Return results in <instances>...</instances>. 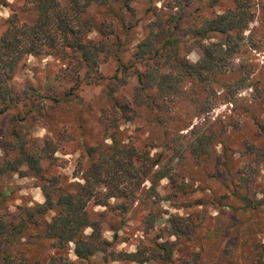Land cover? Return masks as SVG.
<instances>
[{"label": "trees", "instance_id": "1", "mask_svg": "<svg viewBox=\"0 0 264 264\" xmlns=\"http://www.w3.org/2000/svg\"><path fill=\"white\" fill-rule=\"evenodd\" d=\"M0 1L6 4V1ZM118 1L121 2L117 6ZM234 2L232 7L215 15L204 16L197 24L187 26L199 42L206 39L209 32L220 36L217 41L201 42V53L195 61L177 51L178 43L182 40L176 34L175 28L180 24L177 15L172 24L171 18L161 22L158 17L153 21L147 33L135 44L134 58L124 59L121 52L126 48L127 38L124 34L129 27L128 23H124V9H130L127 0H21L19 4H11L9 13L2 19L3 27L0 30V114L9 108H16L9 117L8 133L0 142L3 152L0 173H32L38 176L44 200L18 205L15 211L0 212V264H27V253L16 245L36 243L48 244L51 251L44 258H34L31 264H77L92 256L103 261L199 264L206 239L221 237L231 223L216 227L209 225L208 217L201 208L185 215L170 212L159 221L162 215L156 212L154 205H150L141 224H145L146 232L158 223L157 231L151 239L140 242L132 251H128L113 246L117 235L116 226L113 225L115 222L104 214L111 211L120 218L127 213L133 201L148 206L156 204L151 197L158 194L156 185L163 176L170 180L165 198L173 202V206L176 205L181 195L188 192V185L179 180V167L169 165L171 157H189L197 165L199 159L208 157L212 144H225L222 134L230 121L222 118L219 120L220 128L216 129L210 124L204 127L205 121L194 122L193 119L211 111L218 99L228 101L232 96L229 89L216 94L213 85L224 87L227 84L222 77L226 72L224 59L238 51L237 40L252 20L249 0ZM93 29L98 33L95 38L87 35ZM110 53L116 60L114 72L105 76V94L110 103L99 114L98 121L102 123V128L96 141L89 143L84 138L81 140L83 148L78 161L80 181L67 183L57 173L45 174L41 162H49L57 141L48 132L33 137L30 133L31 121L39 120L46 125L53 122L49 118L48 107L78 102L75 90L80 80L90 82L103 77L98 69L99 62L104 54ZM30 54L58 57L63 64L59 78L71 84L67 83L59 91L52 88L41 90L33 84L16 90L10 80L12 72L18 62ZM138 63L145 68L141 70ZM132 68L135 83L130 88L129 96L120 100L115 90L118 84L125 83V78H121L119 73H128ZM180 80L188 82L187 100L192 109L185 105L183 115L177 117L169 105L182 97V90L177 87ZM252 96L264 107V95L255 93ZM133 106L152 112L153 121L166 136L160 145L161 150L151 153L148 143L139 146L118 137V118H131L135 114ZM108 109H111L112 115L107 112ZM191 123L193 125L187 130L186 144L173 143V137H184L180 131ZM254 123L261 133L263 124L258 121ZM106 137L109 141L105 140ZM226 147L224 145L221 151V164L226 158ZM164 150L170 154L165 157L163 152L167 159L162 163ZM259 150L264 153V148ZM251 162H254L253 158L249 160ZM242 173L238 175L240 181L236 184L244 190L247 176L241 179ZM146 180L150 182L147 187L143 185ZM243 192L238 188L218 196L197 194L194 202L208 206L232 205L227 199L233 197L239 202L235 207L241 210L264 206V194L251 197L247 189ZM90 202L101 204L104 209L94 211L88 207ZM107 223V228L112 231L111 238L102 233ZM85 228L88 231H84ZM186 242L197 243L200 249L192 246L181 255L187 249ZM69 244L75 259L68 255ZM251 247L262 253L255 245Z\"/></svg>", "mask_w": 264, "mask_h": 264}, {"label": "rangeland", "instance_id": "2", "mask_svg": "<svg viewBox=\"0 0 264 264\" xmlns=\"http://www.w3.org/2000/svg\"><path fill=\"white\" fill-rule=\"evenodd\" d=\"M3 5L0 1V30L3 27L2 19L9 13L11 4H19L21 0H4ZM130 9H124L125 22L129 27L124 34L126 39V48L122 56L134 58L133 52L135 44L142 39L147 33L149 26L153 21L161 18H171L170 24L173 23L174 17L178 16L176 34L182 38L178 43L177 51L184 54L188 59L195 61L201 53V42L212 40L217 41L219 35L209 32L208 37L198 41L196 36L187 29L188 25L197 24L204 16H211L222 12L226 8L232 7L235 0H188L189 2L178 0H127ZM121 1L116 2L117 6ZM125 2V0H123ZM181 5H178V4ZM249 10L252 12V20L248 23V28L242 32V37L237 40L238 51L228 55L224 59L226 72L222 75L226 79V85L220 87V84H214L216 94L223 89L231 90L232 96L229 100L218 99L214 108L200 117H195L194 122L205 121L204 127L212 125L216 129L220 128V121L225 119L226 131L223 132L224 143L215 142L209 147L210 153L205 159H199V164H194L193 159L185 157L180 159L172 156L169 165L181 170V178L188 185V192L182 194L180 202L176 205L165 198L167 187L170 180L163 176L156 185L157 195L151 197L156 204H142L133 201L130 204L125 215L119 218L111 211L104 215L112 219L113 225L116 226V237L113 246L117 249L132 251L140 242H146L151 239L157 231L158 223H155L150 230L145 232L141 219L149 210L150 205L155 206L156 212L162 217L167 216L170 212H177L185 215L188 212L201 208L208 217V224L216 227L218 224L231 223L223 232L221 237L206 239L204 242L203 256L199 264H264V206L250 209H239L235 205L237 198H229L232 205H209L196 204L195 195L207 194L221 195L223 192L230 193L232 189H240L242 193L247 189L251 197H261L264 194V153L259 148H264V107L259 105L252 96L255 93L264 95V0H249ZM124 3H122V6ZM25 15L27 13L25 12ZM127 19V20H126ZM89 37L95 38L98 33L93 29L87 33ZM121 35H123L121 33ZM62 62L58 57L51 54L47 55H27L16 65L12 72L11 82L16 90L26 88L27 84L39 86L41 90H50L51 88L59 91L66 86V81L59 78ZM116 60L110 54H104L99 62V72L103 77L93 79L90 82L80 80L75 92L79 99L78 102L62 104L57 107H48L49 118L53 122L46 125L39 120H32L30 133L33 137H40L45 132L50 133L57 141L56 150L52 153L49 162L42 161L45 174H55L62 181L67 183L80 181V171L78 169L79 156H81L83 144L82 139L91 143L96 141L100 135L102 123L99 120V114L102 109L109 107V99L105 94V85L107 79L105 76L114 72ZM138 67L142 70L145 68L141 63ZM133 68L128 73H119L121 78H125V83L116 87V95L122 100L130 94V88L135 83ZM240 77V79L238 78ZM236 79V81H235ZM235 81V82H234ZM117 83H119L117 81ZM71 84V83H69ZM177 87L182 90L179 99L175 100L169 108L177 117L183 115L185 105L192 109L187 100L188 82L180 80ZM127 99V98H126ZM129 99V98H128ZM232 100V102H230ZM132 105V103H130ZM135 108L134 115L127 119L119 116L117 122L118 137L134 145L148 143L150 152L155 153L161 150V143L166 138L162 128L153 121L152 112L140 106ZM15 108H9L7 112L0 114V142L4 139L9 130V117L14 113ZM107 112L112 115L111 109ZM132 113V112H131ZM254 121L263 124L262 132L259 133ZM193 123L183 128L180 132L184 137H173V143L184 145L187 136V130ZM171 127H169L170 129ZM219 130H217L218 132ZM109 141L108 137L105 138ZM226 147V158L223 164L221 161V151ZM169 157L170 152L162 151L161 162L165 163L164 157ZM3 152L0 148V162ZM254 162L249 163V160ZM204 163V164H203ZM204 165V166H203ZM243 171L242 177L247 176V182L243 186L236 184L240 181L238 177ZM177 178V177H176ZM40 179L32 173L20 175L14 172L0 173V212L8 210L15 211L18 205L32 204L37 201H43L44 196L40 187ZM144 186H149L150 182L146 180ZM225 199L222 197V202ZM237 202V203H236ZM181 203V204H180ZM88 207L94 211L103 210L104 206L90 202ZM158 222V221H156ZM108 223L102 230L103 235L111 238V230ZM84 231H88L85 228ZM172 238V237H171ZM238 239V241H235ZM197 242V241H196ZM185 245V244H184ZM255 245L261 250V254L251 246ZM22 247L28 255L27 264H31L36 257L44 258L50 247L48 244L40 243L29 245H16ZM186 250L200 249L196 244L186 242ZM68 255L75 259L71 251V244L68 245ZM236 247V248H235ZM235 250H232L234 249ZM77 264H156V263H137L132 260H106L97 256H92L88 260H82Z\"/></svg>", "mask_w": 264, "mask_h": 264}]
</instances>
